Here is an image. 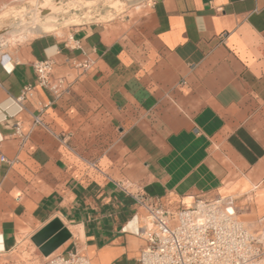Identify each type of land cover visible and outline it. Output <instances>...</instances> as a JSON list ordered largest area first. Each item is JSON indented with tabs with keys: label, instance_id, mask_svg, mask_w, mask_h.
<instances>
[{
	"label": "crops",
	"instance_id": "0c3cea01",
	"mask_svg": "<svg viewBox=\"0 0 264 264\" xmlns=\"http://www.w3.org/2000/svg\"><path fill=\"white\" fill-rule=\"evenodd\" d=\"M118 8L0 59V264L45 256L33 237L55 220L69 238L52 255L140 264L139 197L175 212L221 200L264 264V0ZM46 58L68 84L59 98L37 83Z\"/></svg>",
	"mask_w": 264,
	"mask_h": 264
},
{
	"label": "built area",
	"instance_id": "2783aa9c",
	"mask_svg": "<svg viewBox=\"0 0 264 264\" xmlns=\"http://www.w3.org/2000/svg\"><path fill=\"white\" fill-rule=\"evenodd\" d=\"M78 65L88 68L90 61ZM35 70L38 86L55 98L67 90L66 78L52 76L50 58L37 61ZM34 90L33 85L26 86L18 100H31ZM43 107L40 105L31 112L33 126L42 123ZM16 126V133L24 137L20 123ZM1 160L6 161V157L2 156ZM136 199L144 208L137 232L143 240L138 257L140 264H253L262 254L260 238L221 200L198 198L183 202L175 212L144 204L140 197ZM47 259L44 264H96L78 249L67 255L50 254Z\"/></svg>",
	"mask_w": 264,
	"mask_h": 264
},
{
	"label": "rangeland",
	"instance_id": "374dc122",
	"mask_svg": "<svg viewBox=\"0 0 264 264\" xmlns=\"http://www.w3.org/2000/svg\"><path fill=\"white\" fill-rule=\"evenodd\" d=\"M145 1L0 0V59L48 29L61 32L83 21L104 18L103 11L108 7L119 4L118 9L122 10L133 5L139 6ZM31 30L35 33H31ZM47 260V256L34 257L27 253L19 260L8 258L7 264H44Z\"/></svg>",
	"mask_w": 264,
	"mask_h": 264
},
{
	"label": "water",
	"instance_id": "95a60500",
	"mask_svg": "<svg viewBox=\"0 0 264 264\" xmlns=\"http://www.w3.org/2000/svg\"><path fill=\"white\" fill-rule=\"evenodd\" d=\"M68 238V230L55 220L37 233L33 237V241L41 249L43 254L48 256Z\"/></svg>",
	"mask_w": 264,
	"mask_h": 264
},
{
	"label": "bare ground",
	"instance_id": "6f19581e",
	"mask_svg": "<svg viewBox=\"0 0 264 264\" xmlns=\"http://www.w3.org/2000/svg\"><path fill=\"white\" fill-rule=\"evenodd\" d=\"M31 33H35V31H33V30H31ZM4 36H6V35H4ZM1 37H3V35L1 36ZM1 39V38H0ZM7 39V38H6ZM2 40V39H1ZM0 40V41H1ZM4 40H5V38H4Z\"/></svg>",
	"mask_w": 264,
	"mask_h": 264
}]
</instances>
